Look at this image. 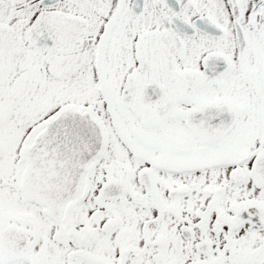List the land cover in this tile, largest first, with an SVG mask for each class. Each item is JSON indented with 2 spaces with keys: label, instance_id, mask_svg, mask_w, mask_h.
<instances>
[{
  "label": "snow or ice",
  "instance_id": "1",
  "mask_svg": "<svg viewBox=\"0 0 264 264\" xmlns=\"http://www.w3.org/2000/svg\"><path fill=\"white\" fill-rule=\"evenodd\" d=\"M0 264H264V0H0Z\"/></svg>",
  "mask_w": 264,
  "mask_h": 264
}]
</instances>
